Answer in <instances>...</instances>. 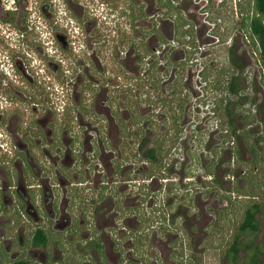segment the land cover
I'll return each mask as SVG.
<instances>
[{
    "label": "rangeland",
    "instance_id": "1",
    "mask_svg": "<svg viewBox=\"0 0 264 264\" xmlns=\"http://www.w3.org/2000/svg\"><path fill=\"white\" fill-rule=\"evenodd\" d=\"M80 1L85 15H91L92 13L97 15L100 23L99 30L103 33L101 34L102 37L99 38L100 40L98 39L100 42H96L95 47L96 56L100 58V62L105 64L104 67L108 68L111 77V86L107 90L108 99L106 103L110 105L111 111H114V108H118L120 103H122L123 107L127 105L131 109L128 123L130 121H138V124H133L138 128V134H133L130 139H126V146H131L133 151H136L138 154L130 159L121 160L122 165L119 166V169L128 168L122 176V173L118 172L119 169H116L109 178H104L103 181H109L108 184L105 182L104 184L101 183L107 186L111 193H117V196L122 197L126 195L128 201L132 200L130 206H127L125 209L128 212H126L128 221L135 217L130 209L133 208L132 206H135L137 201L140 211L138 218L140 219L142 215L143 225L148 226L150 224L148 229L143 228L145 229L144 234H147V241H143L142 238L135 236L132 243L133 253L135 255L142 254V257L146 259V264H163L159 260L161 250H164V254L168 257L167 262L170 264H264V152H261L259 165L256 168L251 167V165L247 164L250 160V154L241 137L242 129L251 125V131L259 134L257 145L260 150H264V85L260 80L262 73L261 64L257 59L256 52H254L255 47L251 43L247 30L245 27L240 26L241 16L238 12V5L242 7V11L244 12L246 5L250 4L251 0H140L142 19L137 22L133 16H135V8L140 9V6H136L135 0H118L117 4H121L122 8H117V11L111 8V4H106V0ZM56 3L57 0H54V2L53 0L50 1L51 17L49 20L55 19L57 15H61L67 20L74 18L73 11L66 4L59 7L66 14H60ZM34 6L32 5V9H37V6L36 8ZM93 7H96V9H92ZM27 11L24 5H21L17 10L12 11V15L14 19H24L28 15ZM110 12H113L115 16L111 18ZM5 15L12 16L7 10L0 9V17L5 18ZM69 22L72 24L71 21ZM211 22L216 23L212 28L209 27V23ZM141 23L142 25L140 26L139 24ZM136 25H138V28ZM112 29L115 31H111ZM217 29L220 33L219 39L217 42L211 43L207 34H211ZM97 30L95 28L93 33L96 34ZM122 30L126 31V36L120 43V40H122L120 32ZM173 31V36L180 42V45L187 44L192 50L194 48L195 50L193 51L196 52L194 56L197 57V60L201 64L212 65V67H227V48L234 40L238 53L241 55L238 63H240V73L245 78L244 85H246V87L243 86V89L239 91V96H241L233 109L235 117L234 126L239 128V134L233 135L234 138L231 145L227 146L223 142L222 151L217 158L213 159L216 163L209 162L208 158L205 159L208 163V165L206 164V171L212 172L218 186H215V183L212 181H206V190L194 188L192 193L185 195L172 192L174 186L168 184L170 182L166 183L163 191L164 182L160 181L157 175L153 182L149 184L147 190L144 189L145 191L138 189V184H136L137 181L145 178L144 176L150 168L149 163L142 160L143 151L152 147V140L160 131L167 129L168 125L170 110L166 102L163 105L159 102L157 99L158 95L169 96L170 90L168 85L178 81L182 74V76H186L189 80L186 81V85L183 83L181 85L185 88L187 95L191 97L197 93L195 86L200 84L202 80L200 79L199 81L195 76L198 65L194 64L185 67L182 73L177 72L175 69L176 75L174 76V70L169 77L171 66L159 69L153 78H158L162 72L161 70H164L167 75L165 80L160 79L155 85L149 80L148 82L144 81L145 77L148 76L145 70H143L142 76H137V71L133 67L134 63L143 65L146 60L152 59L150 54H147L144 58L139 57L136 59L135 55L138 53L137 47L140 48L139 53L145 55L143 52L144 48L150 49L157 43L158 38L165 39L166 41L167 38L172 36ZM111 32L114 36H111ZM104 34L106 36L109 35L107 40H105L106 36ZM101 39L104 40L101 41ZM29 44L31 49L34 50L32 55L39 57L34 49L35 43ZM7 48L6 43L0 38V50L3 52ZM120 49H123L124 53L119 54L118 51ZM74 51L75 53L73 54L64 55V68L66 69L64 73L67 77L64 76L62 80H57V73L45 68L47 75L43 74L45 78L42 80L45 83V92L51 94L50 99L56 101L57 105H62L64 116H66L65 112L76 115V103L73 101L76 98L81 109H86L83 114L85 123L90 121L91 125L98 124V127H102L105 119L104 115L94 112L93 105L97 100L98 94L104 95L105 93L103 92L105 91L104 81L108 77V74L104 72L105 70L101 72L96 70L89 57L91 50L88 53L83 48H78ZM77 54L79 56L82 55L83 65L80 66V72L83 73L84 67L88 63L91 64V66H88L90 67L91 81L76 82L75 77L78 68L76 67L74 57ZM120 56H123V58ZM134 56L135 59L131 58ZM123 64L127 65V70L123 67ZM211 75L213 73H208L210 80L212 78ZM116 76H119L120 80L114 81L113 79H116ZM37 77L41 78V75L38 74ZM116 83H118L117 86L115 85ZM204 88H201L203 95L211 99L212 96L218 97L219 94H224L222 93L223 90L215 91L214 89H210L211 87L207 86V84H205ZM224 96L226 95L224 94ZM230 98L236 97L230 96ZM60 105L59 108H61ZM174 105V103L171 104V107L173 114L179 115V135L182 138H177L172 145L169 159L166 161L170 160L172 162L175 157L180 156L183 157V160L180 162L179 169L171 167V169L166 171V176L176 175L180 178L183 175V171L184 173L190 172L192 175H195L194 172L196 170V172L201 171V169H195L196 166H202V161L197 160L196 150L192 158L191 153L194 150L192 144L196 142L195 148H197L198 143H200L201 148H204L202 150L208 152V149H210V151L213 150L218 155V144L221 137L217 130L208 133L205 127L202 129L206 121H200V118L193 113L199 106L194 109L188 100L179 104L180 107L175 108ZM244 115L248 116L247 122H250V124L247 123V126H243ZM255 118H258L260 122L257 123ZM193 124L198 128L194 134L189 130V125ZM133 130L135 131L134 128ZM71 131L77 133L80 130L74 129ZM80 135L81 140L82 134L80 133ZM204 135H208V139L204 140ZM0 140L5 141L6 143H2L3 147L9 149L7 136H4L3 139L0 138ZM143 140L145 142H142L141 149H137V143H141ZM3 150L0 147V153H3ZM5 157L7 158L6 154ZM113 159L117 160V156ZM189 159L191 160L188 161ZM94 162H97V160L95 159ZM94 162L90 165L88 164L91 169L86 170L81 175L82 181L88 177L82 183V187H84L82 191L89 195L97 189L93 183V168L96 166ZM98 167L99 169L102 168L99 164ZM203 170H205V167H203ZM87 172L90 175L86 176ZM226 175L232 176V179L225 178ZM130 177L137 179L133 183L135 185L131 187L127 185V188H124L123 179ZM248 178H250L249 183ZM199 185L203 186V183L199 182ZM229 190L234 191L233 198L231 194L225 193V191ZM118 191L124 192L118 195ZM145 193L148 196H145ZM163 193H173L171 197L170 195L168 196V205L166 199L164 202L172 212H175L177 206L180 205V215L175 216L174 219L170 215V223L173 226L170 230L164 224H160L165 222L164 216L162 214L156 215L154 214L155 212L151 211L154 203L158 201V198ZM170 198L173 199V203L172 200L170 201ZM117 199L119 200V198ZM174 199L176 200L174 201ZM224 200H226L225 203ZM251 202H257L260 205L259 212L255 215L258 229L256 234L246 231L244 234L241 233L242 235H239L237 241L241 242V245H244V247L238 249L235 255L236 258L232 261L228 247L233 235L237 232L236 226L242 217L244 208ZM117 204L120 206L119 203ZM136 220L138 219L133 218L131 222L133 223ZM130 246L127 245V250L132 252L129 249ZM253 250L256 253V262L249 261V255L253 253ZM152 253L153 255H151ZM150 255L158 257V260L154 261Z\"/></svg>",
    "mask_w": 264,
    "mask_h": 264
},
{
    "label": "flooded vegetation",
    "instance_id": "2",
    "mask_svg": "<svg viewBox=\"0 0 264 264\" xmlns=\"http://www.w3.org/2000/svg\"><path fill=\"white\" fill-rule=\"evenodd\" d=\"M117 1L106 0V4H111V8L117 11L122 8ZM139 2L135 0L136 6H140V9L135 8L133 17L136 22L142 19ZM63 4L73 11L72 20L61 15L49 20L50 5L41 6L40 20L36 17L29 20H15L7 15L0 17V21L11 22L10 26L0 29V38L8 47L3 52L0 50V138L7 136L10 146L9 149L3 147L2 143L6 142L0 140V147L4 149L0 153V264L19 260L29 264H146L142 254L133 253L132 243L135 236L147 241L143 228L148 229L150 224L144 226L143 216L138 218L137 201L130 211L138 220L132 223V218L128 221L125 209L132 200L128 201L125 194L122 197L111 193L103 185L109 183L103 181L104 178H109L122 165L121 160L138 154L131 146H126V139L138 134V128L133 125L138 121L128 123L131 109L127 105L123 107L120 103L111 111L106 103L111 77L108 68L96 56L95 44L100 42L103 34L99 30L97 15H85L80 0H57L60 14H66L59 8ZM0 9L5 8L0 5ZM113 16L115 14L110 12V17ZM95 28L98 29L96 34L93 33ZM125 34L126 31L120 32V43ZM107 38L109 35L105 40ZM29 43H35L34 49L39 57L32 55L34 50ZM78 48L87 53L91 50L89 57L96 70H105L108 74L104 81L105 93H99L93 105L94 112L104 115L102 127L93 126L90 121L85 123L83 114L86 109H81L76 98L73 100L76 115L65 112L64 116L62 105H57L50 99L51 94L45 92L42 81L43 74L47 75L45 68L57 73V80H62L66 71L64 55L73 54ZM139 49H136V59L140 56ZM122 52L123 49L118 51L119 54ZM135 56L131 58L135 59ZM74 58L78 68L76 82L91 81L88 67L91 64L88 63L82 73V55L77 54ZM123 67L127 70L126 64ZM38 74L42 79L37 77ZM116 77L114 81L120 80L119 76ZM74 129L80 131L73 133L71 130ZM141 147L142 141L137 143V149ZM116 156L117 160L113 159ZM92 162L96 165L93 183L97 189L94 188L89 195L83 193L82 183L90 173H86L83 181L81 175L91 169L88 164ZM98 164L102 168L99 169ZM126 169H119L121 176ZM156 175L159 176L153 174ZM144 177L149 176L145 174ZM136 180L133 177L123 179L124 188L134 186ZM121 192L124 191H118V195ZM127 245H131L132 252L127 250ZM151 255L154 261L158 260ZM159 255L163 264H170L164 250Z\"/></svg>",
    "mask_w": 264,
    "mask_h": 264
},
{
    "label": "trees",
    "instance_id": "3",
    "mask_svg": "<svg viewBox=\"0 0 264 264\" xmlns=\"http://www.w3.org/2000/svg\"><path fill=\"white\" fill-rule=\"evenodd\" d=\"M238 12L240 13V26L245 27L247 30V34L251 40V43L255 47L256 56L261 64V75L260 80L264 85V0H251V3L246 5V10L243 12L242 7L238 5ZM9 14H13L12 11H8ZM13 16V15H12ZM243 16V18H242ZM159 41H163V39H157ZM165 40V39H164ZM144 54L149 53L148 48H144ZM241 55L238 53V49L235 46L234 40L228 45L227 48V67H212L211 65L205 67L202 71L203 78L207 80L208 85L214 90L225 92V95H221L215 98L213 110L215 111L216 115L219 117V126L220 128L226 127V131L220 133L221 143L223 141H228L233 139V135L239 134V128L234 126L235 117H234V107L235 104L239 102V91L243 89L245 84V78L241 75V66L238 63L239 58ZM157 66L156 61L152 62L151 71H149L148 76L145 77L144 81H151L154 85L158 83L160 78H153L154 74L157 73ZM213 73L211 75V80L209 79L208 73ZM143 81V82H144ZM244 82V83H243ZM180 79L168 85L170 90L169 96H161L158 95L157 99L161 104L168 105V109L170 110V116H168V125L167 129L164 131H160L156 137L152 140V147L147 148L143 151L142 160H145L149 163L150 168L148 169L146 175L150 176L153 174L163 175L161 174L162 167L164 165V159L170 152L172 145L175 143L177 138H179L180 133V124H179V115L173 114L171 104H175L174 107H180L179 104H182L184 101L187 100V95L180 96V92L182 89ZM230 96H235L236 98L231 99ZM173 107V110H174ZM218 109H220L218 111ZM172 113V115H171ZM248 121V116H243V126L247 123L250 124ZM255 121L259 123V119L255 118ZM250 126L243 128L241 131V137L243 143L246 146L250 154V160L247 164L251 165V167L256 168L259 165V160L261 152L263 153L264 150L259 148L258 141H259V134L256 132H252ZM145 142L144 140L142 141ZM195 150L192 151L191 155H193ZM220 152L215 153L211 150L212 157L209 159V162L216 163L213 159L219 156ZM264 155V154H263ZM264 157V156H263ZM198 158V157H197ZM199 159V158H198ZM197 159V160H198ZM206 164L207 162H203L202 165L205 167V173H211L210 171H206ZM197 167V166H196ZM195 167V168H196ZM260 167V166H259ZM213 182L215 186H218L217 180L213 176ZM250 182V178H248V183ZM260 205L257 202H251L244 208L242 212V217L240 221L237 223V232L233 235L232 241L230 246L228 247V251L231 253V260L234 261L236 258L235 255L239 248L244 247L241 245V242H238L237 239L239 235L244 234V232H250L251 234H256L258 229V223L256 220V213L259 212ZM180 215V205L177 206L175 212L171 213V217L174 219L175 216ZM242 233V234H241ZM250 262H256L257 257L255 250L253 253L249 255ZM8 264H29L26 261L19 260L10 262Z\"/></svg>",
    "mask_w": 264,
    "mask_h": 264
},
{
    "label": "built area",
    "instance_id": "4",
    "mask_svg": "<svg viewBox=\"0 0 264 264\" xmlns=\"http://www.w3.org/2000/svg\"><path fill=\"white\" fill-rule=\"evenodd\" d=\"M50 1L52 0H0V5H3L5 9L7 10H17L21 5H24V7L28 10V15L26 17V19H33L34 17H36V19L40 20L41 19V6H49L50 5ZM54 1V0H53ZM32 5H35L34 7L37 9H32ZM206 13V11H205ZM217 22H219V20H217ZM11 22H9L8 20L6 21H0V27L2 25H4V27H6L7 25L10 26ZM216 23L211 22L209 23V27L212 28ZM3 27V29H4ZM6 32V30H4ZM174 31L172 32V36L170 38H167L166 41H159L157 40V43L152 46L149 49V53L152 57L151 60H146V62L141 65L140 63L136 64L134 63L133 67L136 69L137 71V76L139 75H143V70H145V72L149 73V71H151L152 68V62L156 61V66H157V70L159 71V69H163V67L167 66V68L169 66H171V70H169V75L176 69L177 72L182 73V70L187 67V66H191L192 64L194 65H198V68L196 69V73L195 76L198 78V80L200 82V84L196 85L195 88L197 89V93L193 94V96L189 97L190 95H187L185 88H183V90H181L180 92V96H185L187 95V100L191 103V107H193L195 109V107H198V109H195V115H197L198 118H200V121H206V123H204L203 128L205 127V129H207V132H213V131H218V133H223L226 131V127L224 128H220L219 126V121H218V117L215 113V111L213 110L214 107V100L217 97H213L208 98L206 96L203 95L202 93V89H205L204 86L205 84H207V80L205 78H203L202 75V71L204 70L205 67H208L207 65H205L204 63H200L197 60V57L194 56L196 54L194 48L193 50L190 48V46H188L187 44H182L180 45V42L173 36ZM23 32H20V35H22ZM220 33L218 32V29L216 31H213V33L211 34H207V37L210 38V42L214 43L217 42L219 39ZM209 42V43H210ZM126 52V51H125ZM143 54V53H142ZM140 53L139 57L144 58V56L146 55H142ZM142 63V62H141ZM210 66V65H209ZM212 66V65H211ZM145 67V69H144ZM216 67V66H214ZM176 70H175V74L176 75ZM198 70V71H197ZM162 72L160 73V76H158L161 80H165L166 78V72H164V70H161ZM146 75V76H147ZM140 77V76H139ZM179 80V79H178ZM189 79L186 76H182V74L180 75V81L181 83H183L184 85H186V81H188ZM202 88V89H201ZM212 89V88H210ZM216 91V90H215ZM225 94V92H222ZM223 94V95H224ZM221 96V94L218 95V97ZM200 108V109H199ZM197 127L195 126V124L193 125H189V130L194 133L197 132ZM180 137V136H179ZM182 138V137H180ZM208 139V135H204V140ZM225 145L229 146L232 144V139L228 140V141H223ZM223 142L221 143V139L220 142L218 144V152H221L223 149ZM179 143V142H178ZM190 144V143H189ZM196 142H194V144H192V148L194 150H196V154H197V158L198 160H201L202 163L203 161H205L206 158H208V160L212 157L211 155V151L210 149H208V152L202 150L204 149L203 147L201 148L200 143H198V147L195 148ZM201 148V149H200ZM198 150V152H197ZM169 159V154L168 157H166L164 159V165L162 167L161 173L164 175H159L158 177L160 178V181L164 182V185L162 187L163 191H164V186L166 185L167 182H170L168 184H170L171 186L173 185V189L172 192H175L176 194H189L192 193L193 189H201L203 188L204 190H206L207 188V184L206 181H212L213 182V175L211 173H205L203 170V165L201 167H196L195 169H201V171L199 172H194L195 175H192L190 172H185L183 173V175L179 178L176 175L173 176H166V171L168 169L174 168V169H179L180 168V162L183 160V157H175V159H173V161L170 162L166 161ZM192 159V158H191ZM191 159H189L188 161H190ZM194 160V159H193ZM157 177V178H158ZM153 178H155L153 175L149 176L148 178H143L141 179V181H138V189H145L147 190V187L149 186L150 183L153 182ZM225 178H228L229 180L232 179V176L230 175H226ZM148 180V181H147ZM199 182L203 183V186L199 185ZM144 190V191H145ZM174 193V194H175ZM225 193L231 194V197L233 198V190H229V191H225ZM173 195V193H163L161 194L160 198H158V201L156 203H154V207L151 208V211L155 212L154 214L156 215H160L162 214L164 216L165 222L164 223H160V224H164L168 230H170L171 228H173V226L170 223L171 220V213L172 211L170 209H168V207L166 206L165 199L166 202L168 200V196ZM145 196H148L147 193H145ZM230 197V198H231ZM172 200L173 203V199L170 198V201ZM176 199H174L175 201ZM226 202V200H224V203ZM168 205V202H167ZM170 205V202H169ZM167 208V209H166Z\"/></svg>",
    "mask_w": 264,
    "mask_h": 264
},
{
    "label": "clouds",
    "instance_id": "5",
    "mask_svg": "<svg viewBox=\"0 0 264 264\" xmlns=\"http://www.w3.org/2000/svg\"><path fill=\"white\" fill-rule=\"evenodd\" d=\"M1 27H2V26H1ZM2 28H3V27H2ZM2 28H1V29H2Z\"/></svg>",
    "mask_w": 264,
    "mask_h": 264
}]
</instances>
